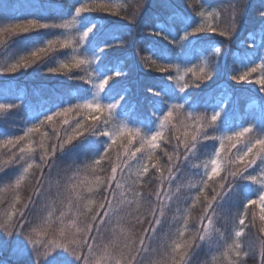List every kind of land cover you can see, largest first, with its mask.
<instances>
[{"label":"snow or ice","instance_id":"1","mask_svg":"<svg viewBox=\"0 0 264 264\" xmlns=\"http://www.w3.org/2000/svg\"><path fill=\"white\" fill-rule=\"evenodd\" d=\"M91 11H105L112 15H120L124 11L126 18L133 22L138 15L137 12L127 16L124 5L112 0L100 2L83 0L74 8V15L70 13L69 16L57 17L52 23L42 22L39 17L21 18L26 22H19L17 18L10 20L0 18L3 20L0 26V47H6V42L11 37L27 34L32 30H62L56 34V39L35 43L25 49L23 55H6L3 63H0V73L27 70L34 64L44 61L58 47L70 49V52L66 53L65 58H57L58 67H49L48 70L66 73L79 70L83 74L76 78L91 86L84 94L78 95L74 102H70L68 107L62 106L60 109L45 113L43 119L26 127L23 135L0 139V150H6L0 156V173L7 167L20 168L19 175L0 188V192L14 194L13 199L8 202V208L0 216V229L9 236L17 231L25 235L34 253V264H72V261L61 258L62 253H68L76 264H144V255L149 252L165 216L168 207L166 202H172L183 186L178 182L173 188V182L177 180L179 162L183 159L191 167L203 168V176L197 173V179L188 185L189 188L197 190V195L192 199L191 206L183 210L180 217L183 227L177 228L174 235H165L161 238L160 251L167 257L164 264H189L193 248H199L201 243H207L211 247L218 239L224 240L220 253L223 264H245L243 258L247 257L249 252L244 250L241 238L248 227L246 219L249 208L254 210L253 226L257 219L260 222L261 241L257 255L259 264H264V121L260 125L249 121L246 125H240L232 130L231 134L223 133L218 127V121L222 119L226 106L223 100L211 110L210 115L207 110L194 114L195 110H188L185 107L188 100L186 95L183 97L185 103L179 102L180 97H176L177 102H171L173 89L168 87L148 89L159 98V102L152 106L153 115L156 117L155 128L144 131L141 126H130L127 116L118 119L126 93L116 89L113 74L119 76L122 73L118 68L103 64L102 47L87 46L90 34L99 27L95 23L87 25L83 23L81 14ZM232 12L231 25L220 29L209 22L213 18H218L219 12H208L206 16L204 10H198L197 15L202 22L192 27L191 32L187 28L184 29L178 47H183L184 41L204 31L218 32L221 36L230 37L235 30L238 12L236 5H233ZM190 19L186 17L185 22H189L191 27ZM166 28L167 25L157 26V34L164 33L167 38ZM112 42H115V39ZM146 51H151L153 56L156 55L153 49ZM210 51L218 53L219 49L213 46ZM145 59L156 65L158 71L168 73L167 79L173 82L179 93H186L189 87L199 88L200 83L197 81L210 79L212 75L211 62L207 56L199 58L201 61L199 66L185 68L183 72L177 64L165 62L157 65L152 57ZM173 71L176 75L172 74ZM189 73L194 77L191 81L186 80ZM232 78L249 83L254 80L260 86V93H264V56L260 57L259 63L245 66V70L234 74ZM103 95L109 97L107 102H102ZM17 107L19 105L14 102H0V114L6 116ZM261 110L264 111V105L261 106ZM70 113L74 114L73 119L75 115L83 114V121L76 120L75 125L70 130L65 129L64 135L61 136L55 122L58 118H63L60 123L69 125ZM87 121L92 123L86 128ZM45 125H52L56 144L49 145L46 142L51 138L48 131L44 130ZM209 129L219 134H211ZM85 133L105 138L102 154L86 164L83 169H77V173L64 186V192L58 193V203L51 201L46 205V215L40 217L39 223L32 224L27 221L24 209L28 208L31 200L21 204L19 190L28 178L30 170L36 167L42 172L57 150L63 152L66 146L73 145V142L85 136ZM169 133L176 144L171 153L165 152L168 162L161 165L160 159L155 157V150L160 148V141L170 142ZM33 134L38 135V142L33 139ZM201 141H217L218 148L214 146L215 151L210 159L203 164H197L194 161L197 157V145ZM181 148L183 152L180 151ZM37 149L40 150V163H36L34 156ZM109 153H114V158L110 157ZM138 154L143 155L138 157ZM106 158L111 164L110 172L101 176L99 173L104 171L102 162ZM150 168L156 170L154 175L159 181L158 189L154 193L156 202H148L150 204L148 212L152 219L148 221L149 228L137 237L129 225L144 223L141 219V208L144 205L141 188L143 178ZM250 169H258L260 175L254 174ZM222 172L225 174L222 175ZM237 181H249L258 187L255 198L244 197L243 211L233 220L234 235L228 240L224 239L223 233L216 227V220L219 215L218 209L221 207L220 202L233 192ZM209 182H215L210 197L206 194ZM37 184L39 185V181ZM101 191L106 195L98 203L94 194ZM34 194L38 195L39 192ZM202 196L205 204L199 218L200 226L191 231L188 228L191 208L196 206ZM0 203H3L2 199ZM21 219H25V222L22 223ZM25 224L30 225L28 231L24 230ZM104 232L109 233L107 238L103 235ZM148 232H152L153 235L149 236ZM213 260H216L215 256Z\"/></svg>","mask_w":264,"mask_h":264},{"label":"trees","instance_id":"2","mask_svg":"<svg viewBox=\"0 0 264 264\" xmlns=\"http://www.w3.org/2000/svg\"><path fill=\"white\" fill-rule=\"evenodd\" d=\"M81 2L83 0H0V18L5 20L17 18L19 22H26L21 18L39 17L42 22L52 23L57 17L69 16L70 13L74 15V8L78 7ZM112 2L124 5L127 16L138 12L135 21L126 18L124 11L120 15H112L105 11H91L82 13L81 17L85 25L95 23L99 26L90 34L87 46L102 47L103 64L121 70V75L113 74L116 89L126 93L122 107L119 109L118 119L127 116L130 126H141L144 131L155 128L156 117L153 115L152 106L159 102V98L148 89L168 87L173 89V94L170 96L171 102H177L176 97H180L179 102L185 103L183 97L186 95L188 100L185 107L188 110H195L194 114L207 110L210 115L211 110L223 100L226 106L222 119L218 121V127L223 130V133L231 134L232 130L240 125H246L249 121H254L257 125L264 121V111L261 110V106L264 105V93H260V86L254 80L249 83L239 82L232 78L234 74L245 70V66L259 63L260 57L264 56V47H262L264 35L259 50L252 49L251 54V48L255 47L251 37L259 29L264 28V15H262L264 0H112ZM233 5L237 6L238 12L235 19V30L232 31L230 37L221 36L218 32L204 31L184 41L183 47H178L184 35V29L187 28L191 32L192 27L202 22L197 15L198 10H204L206 16L208 12H219V17L209 22L220 29H225L232 23ZM186 17L191 18V27L189 22H185ZM2 23L3 20H0V26ZM165 25H167V38L164 33L157 34V26L164 27ZM60 32L62 30L41 29L11 37L7 40L6 47H0V63H3L6 55H23L25 49L35 43H43L46 39H56V34ZM114 39L115 42H112ZM213 46L219 49L218 53L210 51ZM146 49L155 50L156 55L153 56V53ZM69 52L70 49L57 47L44 61L34 64L27 70L0 73V102H14L19 105L6 116L0 114V139L23 135L26 127L43 119L45 113L60 109L62 106L68 107L78 95L84 94L91 87L83 80L76 78L83 74L79 70H73L70 73L48 70L49 67H58L57 58H65L66 53ZM201 56H207L210 59L211 78L197 81L200 87H189L186 93H179L173 82L167 79L168 73L158 71L156 65L145 59L152 57L157 65L165 62L177 64L183 72L185 68L199 66ZM172 74L176 75L175 71ZM193 79L191 73L186 77L188 81ZM108 99L107 95H103L102 102H107ZM73 116L74 114H69V125L60 123L63 118H58L55 122L61 136L64 135L65 129L70 130L75 125L76 120L83 121V114L75 115L74 119ZM91 123L92 121L85 122V127H89ZM44 130L48 131L51 138L46 142L49 145L56 144L52 125H45ZM209 132L219 134L212 129H209ZM168 138L169 143L160 141V148L155 150V157L160 159L161 165L167 164L168 159L165 152L171 153L176 144V141L171 138V133L168 134ZM33 139L38 142V135L33 134ZM104 142L106 141L103 137L85 133V136L73 142L74 146H66L63 152L57 150L55 156L43 167L42 172L36 167L31 169L28 178L19 190L21 204L31 200L28 208L24 209L25 219L32 224L39 223L40 217L46 215V205L51 201L58 203V193L64 192V186L77 173V169H83L94 158H99ZM214 146L218 148L217 141H201L197 145V157L194 162L203 164L204 161L210 159L215 151ZM5 151L0 150V156ZM180 151L183 152V148ZM141 155L143 154H138V157ZM34 156L36 163H40L39 149L36 150ZM109 156L114 158V153H109ZM257 165L259 166V161ZM102 167L104 171L99 175L105 176L110 172L111 167L108 158L102 162ZM19 171V166H11L0 173V188L14 180L19 175ZM250 171L260 175L258 169H250ZM155 172V169L150 168L143 178L141 191L144 205L141 208V219L144 223L129 225L137 237L149 228L148 221L152 219L148 212L150 207L148 202H156L154 193L158 189L159 181L154 175ZM197 173L203 176V168L191 167L181 159L173 188L178 182L183 186L172 202H166L168 207L165 216L155 234L156 239L150 245L149 252L144 255V264H164L167 259L166 255L160 251L161 238L165 235L172 236L177 228L183 227L180 219L183 210L191 206L192 199L197 195V190L189 188L188 185L197 179ZM224 174L222 172V175ZM214 183L209 182L210 186L206 190L209 197L213 194ZM257 187L258 185L249 181H237L233 192L220 202L216 227L223 233L224 239L230 240L233 237V220L243 211L244 197L255 198ZM37 191L39 194H34ZM104 195L106 193L101 191L95 193L94 198L99 203ZM13 196L12 192H0V199L3 200V203H0V216L8 208V202L13 199ZM204 204L205 200L202 196L196 206L191 208L188 221V228L191 231H195L200 226L199 218L202 215ZM17 207L19 208L20 205ZM253 211L252 208L248 209L246 219L248 227L241 238L244 250L249 252V255L243 258L245 264H259L257 253L261 241L260 222L257 219L253 226ZM25 219H21V222L24 223ZM29 229L30 225L25 224L24 230ZM103 235L107 238L109 233L104 232ZM148 235L152 236L153 233L148 232ZM223 243L224 240L219 239L211 247L207 243H201L199 248L192 249L189 264H223L220 255ZM152 249L157 251H152ZM214 256L216 260H213ZM61 258L76 264L68 253H62ZM0 264H34V253L25 235L17 231L9 236L3 229H0Z\"/></svg>","mask_w":264,"mask_h":264},{"label":"rangeland","instance_id":"3","mask_svg":"<svg viewBox=\"0 0 264 264\" xmlns=\"http://www.w3.org/2000/svg\"><path fill=\"white\" fill-rule=\"evenodd\" d=\"M263 35H264V28H261V29H259L257 32H256V34L255 35H253L252 37H251V39H252V42H253V44L255 45V47H252L251 48V54H252V49H258L259 50V45H260V43H261V41L263 40ZM247 53H250V52H247ZM250 54V55H251Z\"/></svg>","mask_w":264,"mask_h":264}]
</instances>
